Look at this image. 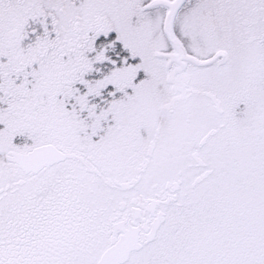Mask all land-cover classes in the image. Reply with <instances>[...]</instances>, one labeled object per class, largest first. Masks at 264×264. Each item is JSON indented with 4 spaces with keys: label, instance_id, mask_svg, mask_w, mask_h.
Here are the masks:
<instances>
[{
    "label": "snow or ice",
    "instance_id": "6c2138e0",
    "mask_svg": "<svg viewBox=\"0 0 264 264\" xmlns=\"http://www.w3.org/2000/svg\"><path fill=\"white\" fill-rule=\"evenodd\" d=\"M0 264H264V0H0Z\"/></svg>",
    "mask_w": 264,
    "mask_h": 264
}]
</instances>
